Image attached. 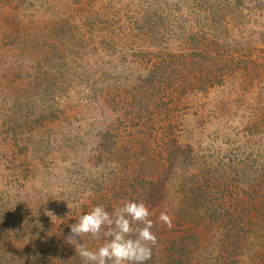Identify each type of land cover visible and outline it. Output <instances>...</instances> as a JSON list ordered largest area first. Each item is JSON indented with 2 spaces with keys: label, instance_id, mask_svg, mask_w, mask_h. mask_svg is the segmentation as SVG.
<instances>
[{
  "label": "rangeland",
  "instance_id": "obj_1",
  "mask_svg": "<svg viewBox=\"0 0 264 264\" xmlns=\"http://www.w3.org/2000/svg\"><path fill=\"white\" fill-rule=\"evenodd\" d=\"M201 1L0 0V264H84L70 226L132 201L136 174H165L148 264H264V0H212L216 21ZM212 33L244 71L201 86L187 56L140 80Z\"/></svg>",
  "mask_w": 264,
  "mask_h": 264
},
{
  "label": "clouds",
  "instance_id": "obj_2",
  "mask_svg": "<svg viewBox=\"0 0 264 264\" xmlns=\"http://www.w3.org/2000/svg\"><path fill=\"white\" fill-rule=\"evenodd\" d=\"M46 215L54 217L51 213ZM150 216V210L143 202L124 201L111 212L103 205H95L70 226L66 242L74 246L84 264H146L157 244ZM159 221L172 227L171 217L164 212L160 213ZM85 236L103 242L91 250L81 243Z\"/></svg>",
  "mask_w": 264,
  "mask_h": 264
},
{
  "label": "trees",
  "instance_id": "obj_3",
  "mask_svg": "<svg viewBox=\"0 0 264 264\" xmlns=\"http://www.w3.org/2000/svg\"><path fill=\"white\" fill-rule=\"evenodd\" d=\"M200 4L203 7V20H205L206 18H211L212 21H216L217 19H219L216 16L220 17L225 15V2H223V4L220 2L215 8H211L212 0H203ZM220 34L221 33L210 34L212 37L214 36V38L208 40V43L205 44H202V42H199L197 39L192 40L190 38H187L186 46L182 49V51H187V53L183 58L175 59L171 56H169V58H164L161 56L159 59H156L154 61L150 60L151 58L148 59V61L150 60L149 68L147 69L146 73L140 77V80L143 81L144 84L152 90H154L155 85H170V82H173V80L175 81V78L179 77L181 73L186 70V67H188L186 63L187 56L189 58H192L190 59L191 61L189 67L197 65L198 69L196 70V72H203V76H201V78L199 76L196 78V81H200L201 86L211 85L214 82L217 84L220 83L223 75L232 73L237 65H239L238 67H240L241 70L244 71V58L234 57L237 60V65H233L232 60L234 58L232 57V55L229 58V54L218 53L217 51H215L218 46L217 40L219 36H222ZM195 35L197 36L196 33ZM220 50L228 52L225 47ZM218 54L228 59H220ZM248 56L247 58H249ZM208 77L211 78V81L206 82ZM175 148L176 150H181L177 145L175 146ZM186 150L189 149L186 148ZM170 154L172 162H174V151L172 152L171 150ZM150 170V167H147L146 170L142 172L145 175L150 174V176H152ZM164 175L154 176L156 179L150 178L148 179V181H145V179H141L140 175L136 174V183L130 185L132 187V190L136 192V197L132 199V201L143 202L147 206L149 204V207H154L161 201V199L163 200V196L165 193V182L163 178ZM148 262L149 260L146 262V264H148ZM167 264H176V262Z\"/></svg>",
  "mask_w": 264,
  "mask_h": 264
}]
</instances>
